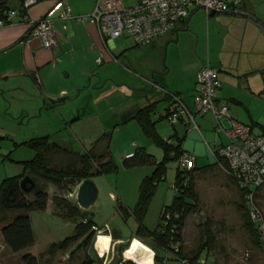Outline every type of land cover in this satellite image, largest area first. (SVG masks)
Wrapping results in <instances>:
<instances>
[{
	"label": "rangeland",
	"instance_id": "rangeland-1",
	"mask_svg": "<svg viewBox=\"0 0 264 264\" xmlns=\"http://www.w3.org/2000/svg\"><path fill=\"white\" fill-rule=\"evenodd\" d=\"M244 1L246 0H243L238 8H241ZM261 1L264 0H259L257 4ZM123 2L128 8L137 4L136 0H123ZM251 4L250 0L245 4L249 11L257 15L264 14V3L255 7ZM9 7L13 11H18L19 0H12ZM196 10L193 9L189 14L188 30L179 32V35L174 38L175 41L173 40L174 43L160 54L151 55L142 48H133V42L126 35L112 40L110 47L114 49L113 55L117 61L96 67L97 73L110 74L118 82L127 81L130 77L134 79L135 86L145 90H147V84L144 81L152 80L151 67H157L156 78H162L171 85L190 82L193 67L206 61L208 43L212 52L219 49L224 35L229 36L230 31L235 30V25H238L240 21L238 17L218 13H210L206 16L205 10L198 12ZM134 62H139L143 69L134 65ZM170 66L173 68L172 73H166ZM4 79H0V82ZM17 79L12 78L6 84L1 83L6 88L12 89L0 95L1 159L12 161L14 166L18 165L14 161L33 160L35 152L22 145L32 139L49 137L50 142L57 144L63 150L70 151L74 155H82L87 154L94 143L104 137L94 146V152L97 155L108 153L117 168L116 172L98 175L92 179L98 190V198L89 211L79 209L82 214L94 217L97 231L112 237L109 252L101 256L97 251L96 233L88 248L79 247L80 241L66 252H58L55 257L48 256L46 253L50 245L73 235L75 223L68 218L65 202L76 205L79 184L71 190L63 191L38 181L49 199L45 211L29 214L35 238L32 254L45 264H81L88 257H91L96 264H117L119 261L123 264L131 261L127 260V257L124 259L123 254L120 256L118 250L123 246L131 247L134 243V239L131 241L133 237L152 250L153 242L146 233L155 231L159 225L163 224L161 215L166 208L172 206L178 163L174 160L164 162L163 149L157 146L152 137L144 134L135 120L132 124L124 123L136 110L144 109L150 104V99L138 97L137 100L135 97V100H131L125 95L124 97L78 96L65 97L66 104L51 105V102L45 99L46 97L40 96L39 90L38 94H35L30 88L23 92L15 89L14 83L19 82ZM161 88L166 87L162 84ZM157 93L162 94L161 91ZM247 94L253 98L242 96L245 106L241 107L243 112L241 122L250 125L246 114V110H250L248 112L259 132L264 129V91L253 92V95L249 92ZM63 102L64 100H61V103ZM87 105H92L94 113H86ZM158 106L152 119L156 123L157 132L163 139H167L173 136L175 128L168 120H160L163 109ZM114 128L117 131L112 134ZM176 129L182 136L185 135L178 125ZM188 129L190 132H186L185 148L193 151V146H196L195 154L205 166L215 164V159L200 134L193 128L187 127V131ZM211 133V136L203 134L208 143L218 137L215 130ZM139 150L146 152L154 162L133 169L123 168L125 155ZM46 159L50 168L80 167L77 157L60 152H52L46 155ZM159 163H164L166 172L164 178L157 184L147 206L144 220L139 225L132 216L139 200V188L145 178L152 176ZM208 175L204 179H199L195 188L197 211L186 221L182 233V254L187 258H193L203 247L205 235H208L212 237L208 243L211 250L208 253H202L197 264H264V244L256 232V235L251 232V226L253 229L254 226L250 222L248 210L242 201V193L229 182L217 166L212 167ZM256 203L264 214V188L259 191ZM120 207L129 213L128 218L123 217ZM20 213L1 214L0 229ZM118 238L123 244H116ZM157 253L163 259L161 264H182L172 254H165L162 251ZM11 255L13 253L8 248L0 249V264H19L18 258H10Z\"/></svg>",
	"mask_w": 264,
	"mask_h": 264
},
{
	"label": "crops",
	"instance_id": "crops-1",
	"mask_svg": "<svg viewBox=\"0 0 264 264\" xmlns=\"http://www.w3.org/2000/svg\"><path fill=\"white\" fill-rule=\"evenodd\" d=\"M247 1H244L241 8H238L240 3L243 2V0H240V3L236 6L232 5L229 11L244 12L264 25V14L257 15L253 11V13L249 11L248 6L245 7ZM258 1L250 0L252 2L251 6L255 7V5L264 3V1H261V3L257 4ZM95 2L96 0H36V4L29 8L26 14L33 20H39L48 15L53 16L55 47L51 49H44L38 40L32 39L29 36L27 26L23 23L22 13L19 10L13 11L10 9L9 13L14 12L16 17L10 19L5 26L0 28V79L5 78L0 82V95L12 90L2 85V82L6 84L10 79L18 78L19 82L14 83L15 89L23 92L24 90L28 91L30 88L35 94H38L39 90L40 96L46 97L45 99L50 101L51 105L53 103L66 104L65 97H124L125 95V97H130L131 100H135V97H137V100L138 97L139 99L140 97H147L150 99V104L144 108L153 104L156 107L159 105L158 107L163 109V114L161 115L163 116L172 110V103L168 100V95L164 93L166 92L181 97L189 111L194 113L197 75L208 64L215 72L216 78L220 83V89L216 95L218 104H227L232 116L242 123L241 114L243 112L241 107L245 106L242 96L251 97L247 92L253 95V92L264 91L262 90L264 89L262 88V84H264V32L252 21L240 17H238L240 21L238 25H235V30L230 31L231 34L229 36L228 34L224 35L219 49H215L212 52L210 43H208L206 61L193 67L190 82L185 81L179 85H171L162 78H156L155 70H157V67H151L152 80L146 79L144 81L147 84V90H145V88L141 89L135 86L134 79H130V77H128L127 81L118 82L110 74L97 73L96 67H102L117 60L113 55L114 49L110 47L111 41L107 42V44L102 42L97 26L89 19L86 21H78L76 19L79 16L90 15ZM19 4L21 6V0H19ZM65 10L69 11L73 17L72 19H60L61 13ZM187 30L188 21H183L177 25L175 30L159 37L155 41L139 46L133 43L132 47L136 49L142 48L151 55L160 54L170 44L174 43V38L179 35V32ZM98 60L101 61L100 64H98ZM134 65H138L140 69H143L139 62H134ZM172 71L173 68L170 66L166 73H172ZM162 84L165 85V89L161 88ZM152 85H158L164 92L154 89ZM160 91L162 94L158 95L157 92ZM61 100H64V102L61 103ZM44 105L48 106L46 103ZM91 106L87 105L85 107L86 113H94ZM50 107L54 108L55 106ZM140 110H136L124 123L132 124L134 117ZM248 111L250 110H246L250 123L248 126L255 125ZM151 121L155 123L152 116ZM194 122L197 127L196 131L200 134L208 149L219 148L226 144V139L223 135H217L218 137H215L209 143L203 135L206 133L207 136H211V132H214V120L211 115L196 116ZM176 125L183 129L185 135L182 136L180 134V131L176 129ZM224 126L227 127V124H224ZM172 127L175 128L173 135L182 140V150L195 157L194 183L196 188L199 179L209 176L208 173L212 168L204 170L208 166H205L196 156V146H193V151L190 148H185L186 135L190 132V129L187 131V127L193 128L187 123L186 119L178 120ZM116 131V128H114L112 134ZM157 134L162 140L166 139H163L158 132ZM130 154L132 153L126 154L123 160ZM1 157L0 184L5 179L24 175V167L21 161H14V163L18 164L14 166L12 161L1 159ZM229 182L236 187L230 180ZM111 241L112 237L110 236V243ZM116 244L121 245L123 242L118 238ZM4 247L6 246L0 237V249L3 250ZM33 249L34 247L23 253L13 254L10 258L17 257L19 264H22V255L30 254L34 256L32 254Z\"/></svg>",
	"mask_w": 264,
	"mask_h": 264
},
{
	"label": "trees",
	"instance_id": "trees-1",
	"mask_svg": "<svg viewBox=\"0 0 264 264\" xmlns=\"http://www.w3.org/2000/svg\"><path fill=\"white\" fill-rule=\"evenodd\" d=\"M11 1L12 0H0L1 19H5L4 15L9 13V4ZM25 1L26 0H21V6L19 9L22 16H25L27 12L23 9V3ZM168 100L172 103L171 97L168 96ZM155 109V104L150 105L140 110L133 120H135L139 127H141L144 134L152 137L157 146L163 149L165 153L164 162L171 160L178 161L179 157L183 153H187L182 150V140L177 138L176 135H173L165 140H162L158 136L155 129L156 123L151 121V116L155 112ZM172 111L173 103L172 110H170V112L166 115L161 116L160 120H168ZM250 127L252 129H256L255 125ZM260 132L264 134V129H261ZM103 138L100 140H103ZM100 140L94 143L93 147L87 152V154L82 155H74L70 151L63 150L57 144L50 142L49 137L32 139L22 144L26 148L35 152L34 159L29 162L21 163L25 172L22 177L8 178L3 180L0 184V215L7 212H21L20 214L14 216L9 223L5 224L0 229V237L11 253H23L26 250L33 248L35 245V238L29 214L33 212L45 211L49 199L47 193L38 184V181L50 184L60 190L68 191L87 179H93L95 176L117 171V168L113 164L108 153L97 155L94 152V146L99 143ZM167 141H170L171 145H168L166 143ZM52 152H60L68 156L77 157L80 167L68 166L65 169L50 168L47 163L48 161L46 159V155ZM130 155L131 157L126 158L122 163V166L125 169L138 168L154 162L152 158L143 150H139ZM216 166L217 163L215 162V164L205 167L204 170H208L209 168ZM165 172L166 168L164 163L157 164L156 170L152 176L145 178L140 185L139 200L132 212V216L136 219L139 225H141L144 220L147 206L154 195L157 184L164 178ZM194 172L195 165L193 170L190 172H183L178 166L176 181L173 187L175 198L172 206L166 208L161 215L163 224L159 225L155 231L146 233L153 242L152 251L155 254L154 264H161L163 262V259H161L157 253L159 251H162L165 254H172L176 259L180 260L182 264H197L200 255L202 253H208L211 250L208 243L212 237L208 235H205L206 238L204 244L202 245L203 247L198 250L197 254L193 258H187L182 254L181 250L182 233L184 231L186 221L197 211V195L195 193L194 186ZM25 177H29L35 184V187L30 195L22 191L20 187V183ZM243 203L245 204L244 201ZM65 206L68 209V218L72 219L75 223L73 235L59 243L50 245L46 253L50 257H55L58 252L68 251L71 246L80 241L81 244L79 247L83 246L88 248L89 245L92 244L96 234V231L93 230V228L97 229L93 216L82 214L77 205H71L65 202ZM120 212L124 218H128L130 216L129 213L121 207ZM251 232L256 235L257 231L255 227L253 229L251 226ZM133 239L134 243L131 247H129V245L126 247L123 246L118 250L120 256L123 254L124 259H126L135 243L139 242L136 237L131 238V241ZM262 244H264V242H262ZM21 262L22 264H45L40 261V258L30 254L22 256ZM81 264H96V262L91 257H88ZM117 264L122 263L119 261ZM123 264L133 263L127 262Z\"/></svg>",
	"mask_w": 264,
	"mask_h": 264
},
{
	"label": "built area",
	"instance_id": "built-area-1",
	"mask_svg": "<svg viewBox=\"0 0 264 264\" xmlns=\"http://www.w3.org/2000/svg\"><path fill=\"white\" fill-rule=\"evenodd\" d=\"M136 3L134 7L128 8L122 0H96L90 15L79 16L76 19L91 20L97 26L104 44L126 35L139 46L153 42L175 30L179 23L188 19L193 9L203 7L208 16L212 12L229 11L231 6L238 5L240 0H136ZM35 4L36 0H26L23 9L28 11ZM15 15L14 12L5 14V19L0 20V28L16 17ZM72 18L68 10L60 15L61 20ZM22 19L32 39L38 40L44 49L55 47L52 15L33 20L25 14ZM100 63L98 60V64ZM152 86L163 91L158 85ZM219 89L220 83L216 74L207 64L197 75L194 113L189 111L181 97L163 91L171 97L173 103V111L168 121L174 125L184 118L197 130L194 122L196 116L213 117L216 122L215 133L223 135L226 144L215 149L209 148L210 153L217 167L242 193L241 197L247 206L250 222L255 227L260 241L264 242V214L256 203L259 191L264 188V134L238 122L227 104H218L216 95ZM224 124H227V127ZM166 143L171 145L170 141ZM129 157L131 155L126 158ZM177 163L181 171L190 172L194 168L195 157L183 153ZM93 230L97 233L96 239L102 232L96 228Z\"/></svg>",
	"mask_w": 264,
	"mask_h": 264
},
{
	"label": "water",
	"instance_id": "water-1",
	"mask_svg": "<svg viewBox=\"0 0 264 264\" xmlns=\"http://www.w3.org/2000/svg\"><path fill=\"white\" fill-rule=\"evenodd\" d=\"M200 10H205V9L203 7H200L196 10V12ZM218 14L232 16V17L246 18L252 21L254 24H256L261 29V31L264 32V25H262L261 22H259L251 15L246 14L244 12L225 11V12H219ZM20 187L22 191H24L26 194H30L34 189L35 184L29 177H25L21 181ZM97 198H98V190L92 179H87L78 185L77 193H76V205L79 209L83 211H89L92 205L96 202Z\"/></svg>",
	"mask_w": 264,
	"mask_h": 264
},
{
	"label": "bare ground",
	"instance_id": "bare-ground-1",
	"mask_svg": "<svg viewBox=\"0 0 264 264\" xmlns=\"http://www.w3.org/2000/svg\"><path fill=\"white\" fill-rule=\"evenodd\" d=\"M96 241L95 246L101 256L109 251L111 244L109 236L100 234L97 236ZM154 255V252L150 248L138 242L129 252L127 260L134 264H154Z\"/></svg>",
	"mask_w": 264,
	"mask_h": 264
}]
</instances>
